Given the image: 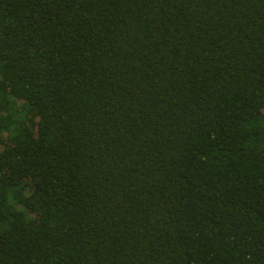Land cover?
I'll use <instances>...</instances> for the list:
<instances>
[{"label": "trees", "instance_id": "obj_1", "mask_svg": "<svg viewBox=\"0 0 264 264\" xmlns=\"http://www.w3.org/2000/svg\"><path fill=\"white\" fill-rule=\"evenodd\" d=\"M0 264H264V0H0Z\"/></svg>", "mask_w": 264, "mask_h": 264}]
</instances>
